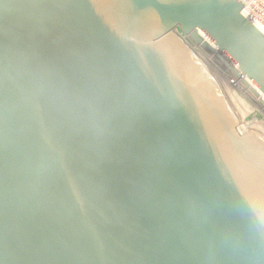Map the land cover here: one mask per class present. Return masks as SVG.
<instances>
[{"label":"water","instance_id":"water-1","mask_svg":"<svg viewBox=\"0 0 264 264\" xmlns=\"http://www.w3.org/2000/svg\"><path fill=\"white\" fill-rule=\"evenodd\" d=\"M187 34L264 103L239 0H0V264H264V122Z\"/></svg>","mask_w":264,"mask_h":264},{"label":"bare ground","instance_id":"bare-ground-1","mask_svg":"<svg viewBox=\"0 0 264 264\" xmlns=\"http://www.w3.org/2000/svg\"><path fill=\"white\" fill-rule=\"evenodd\" d=\"M240 3H242V14L248 18L258 29H260L264 33V0H239ZM180 39V37H178ZM186 38L188 40L191 38L188 34L186 35ZM186 38L182 37L181 39L185 42L187 45ZM188 46V45H187ZM191 48L194 54L201 59L204 63L207 64L205 59L211 64L215 65L216 71H218V77L234 92L236 93L232 88L231 85H236L238 89L242 92H244L251 101H253L254 105L257 107H261L264 109V103H261L260 100L249 93L231 74H229L222 66L219 64H215V62L212 59V55L209 51L204 50L199 44L196 42L192 44ZM212 67V66H211ZM213 68V67H212ZM227 73V74H226ZM228 75L229 77L227 78ZM243 93V94H244ZM237 94V93H236ZM238 95V94H237ZM239 96V95H238ZM243 101L244 99L241 98ZM246 103V102H245ZM248 105V104H247ZM250 107V106H249ZM251 108V107H250ZM260 109V108H258ZM256 123V121L253 119L252 121H248V123H243L238 126L237 130L239 133H246L249 131L248 127L252 124Z\"/></svg>","mask_w":264,"mask_h":264},{"label":"rangeland","instance_id":"rangeland-1","mask_svg":"<svg viewBox=\"0 0 264 264\" xmlns=\"http://www.w3.org/2000/svg\"><path fill=\"white\" fill-rule=\"evenodd\" d=\"M183 37L186 38V35H183ZM186 41L190 47L192 46L193 43H195V41H192V39L188 40V38H186ZM205 61L207 62V64L204 62L203 63L206 64L216 75H218L219 72L216 71L215 65L211 64V62H209L208 59L207 60L205 59ZM215 64H218V63H215ZM226 76H227V78L229 77L228 75H226ZM231 88L239 95L240 98H243L244 102H246V104H248V106H250L252 109V111L249 112L248 114H246L245 116H243L242 121L236 123V125L239 126V125L243 124L244 122L248 123V121L250 122L253 119L256 122H258V121L264 122V109H262L261 107L255 106L253 101H251V99H249V97H247V95L243 91L241 92L236 85H231ZM258 108H260V109H258Z\"/></svg>","mask_w":264,"mask_h":264},{"label":"built area","instance_id":"built-area-1","mask_svg":"<svg viewBox=\"0 0 264 264\" xmlns=\"http://www.w3.org/2000/svg\"><path fill=\"white\" fill-rule=\"evenodd\" d=\"M242 4V3H241Z\"/></svg>","mask_w":264,"mask_h":264}]
</instances>
